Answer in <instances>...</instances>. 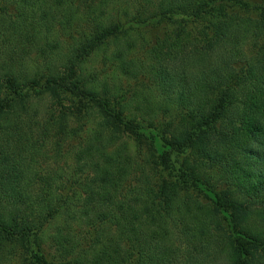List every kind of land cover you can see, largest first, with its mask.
Returning a JSON list of instances; mask_svg holds the SVG:
<instances>
[{"label": "trees", "instance_id": "trees-1", "mask_svg": "<svg viewBox=\"0 0 264 264\" xmlns=\"http://www.w3.org/2000/svg\"><path fill=\"white\" fill-rule=\"evenodd\" d=\"M3 1L14 4L10 17L0 16L6 39L13 31L12 41L27 36L36 48L50 25H70L76 13L73 0ZM111 1L96 3L91 34L31 82L41 86L45 78L42 89L61 105L68 98L96 119L73 152L85 176L82 198H58L44 217L61 220L49 243L57 261L37 231L44 223L30 222L28 211L38 206L25 157L18 158L24 138L10 130L29 94L22 72L5 65L14 97L0 90V264L18 251L29 253L31 264H213L206 257L217 239L225 241L230 264H258L264 258V42L253 54L246 47L264 38V0L258 19L229 10L234 0L221 6L218 0H152L154 10L127 9L120 16L106 12ZM7 6L0 3V12ZM150 31L156 32L152 44L140 45ZM112 44L109 60L136 90L113 91L107 80L85 74L87 59ZM130 102L134 114L126 110ZM170 111V119L159 114ZM138 152H144L139 162ZM163 171L176 178H159ZM76 228L88 239L80 240Z\"/></svg>", "mask_w": 264, "mask_h": 264}, {"label": "rangeland", "instance_id": "rangeland-1", "mask_svg": "<svg viewBox=\"0 0 264 264\" xmlns=\"http://www.w3.org/2000/svg\"><path fill=\"white\" fill-rule=\"evenodd\" d=\"M120 1V2H119ZM152 0H112L111 4H106V12H110L115 16L124 14L127 9L131 13H135L139 9H148V12L155 9L156 5H150ZM101 0H73L75 12L71 19V24L63 26L59 21L56 22L55 27L51 26V30H45L48 37L42 35V43L37 48L33 41L26 43L32 38L25 36V42L20 40L18 42L12 41L14 38L13 31L10 32V41L6 39V34L9 31L0 30V90L1 96H8L10 100L14 97V93L11 92L9 83L6 80V63L17 66L18 72H22V81L26 82L22 86L23 92L29 94V103L20 111L16 116V123L11 127V133L15 137L23 136L24 142L19 148L21 151L18 158L25 157L24 162L26 167V175L30 178L32 183V191L30 195L33 196L35 205L38 206L36 212L29 210L31 215L30 222L40 225L44 223L38 233L42 234L44 241V249L50 258V260L57 261L55 259V251L50 247L51 235L55 232L58 226L61 224L60 218H54L52 220H46L44 217L50 210V205L53 206L58 203V198L78 200L82 198V187L85 181V176L76 169L73 152L85 141V138L92 132L96 125V119L92 117L91 110L88 112L84 109L86 116L80 112L73 101L70 99L64 100V106L61 105L60 100L53 96L51 93L45 92L42 88L45 87V78L41 81L42 85L39 86L33 82L36 75L37 78L45 76L48 72L49 64L58 62L61 64L63 61L61 57L67 54L70 47L83 40L86 36L91 34L96 25L95 10L96 3ZM2 5L8 4L7 10L1 11L0 16L10 17L14 13V4L11 1L0 0ZM155 3V1L151 2ZM222 4H227L226 0H218ZM259 0H234L229 1L228 9L232 12H238L242 16L248 18L258 19L260 17L261 9L259 8ZM102 7V6H101ZM104 7V8H105ZM142 7V8H141ZM0 17V21H1ZM69 17V14H68ZM195 23V22H194ZM194 25V24H193ZM204 26V24H203ZM196 27L203 30V27L198 21ZM62 33L59 35V33ZM59 35V37H58ZM60 40L61 43L57 42ZM156 37V32L150 31L148 33L141 34L140 45L148 47L152 44V41ZM260 41L248 42L246 47L249 54L255 53L256 44H263L264 38H260ZM7 40V41H6ZM11 42V43H10ZM55 44L57 47L52 51L51 46ZM18 45H21L19 48ZM26 45V46H25ZM70 46V47H68ZM115 48V45H110L109 50L104 49L103 46L97 50L92 56H90L84 64L85 74H90L91 77H98L100 81L107 80L111 89L117 91L121 85L128 87L132 85L134 90L138 88L136 82L133 79H128L112 65L108 56ZM140 49V54L142 53ZM19 74V75H20ZM38 80V79H37ZM40 81V80H39ZM131 95V91L128 93V98ZM159 100V98H158ZM77 107V108H76ZM126 110L130 114L138 111L135 107V102L128 104ZM175 110V109H174ZM165 115L167 118H172V112L159 113ZM175 114V112H174ZM169 116V117H168ZM31 127V131L27 127ZM27 133V135L24 134ZM12 136L10 140L16 145ZM25 143V145H24ZM27 150V151H26ZM146 152L145 149H141ZM132 151L135 153L137 150L132 147ZM19 150H17V153ZM137 154L136 160L139 162L141 156ZM33 154L34 159L31 160ZM182 159L183 155H178ZM23 167V164H22ZM26 176V178H27ZM168 179H175V172L168 173L166 171L161 172L158 175ZM216 178L210 175L208 181L213 186L218 185ZM133 176L131 182L133 181ZM27 192L24 190V194ZM28 205V203H26ZM31 201H29V205ZM25 206V204H22ZM41 205V207H40ZM43 219V220H42ZM46 220V221H45ZM80 240L88 239V233L85 229L76 228ZM74 230V231H75ZM82 242V241H81ZM222 239L215 240L213 244L208 248L209 262L216 264H230L228 255L225 251H222V245L225 244ZM85 244L84 242H82ZM223 243V244H222ZM228 252V251H227ZM33 261L32 256L27 252L18 251L14 255H9L3 264H31ZM264 264V258H256V263Z\"/></svg>", "mask_w": 264, "mask_h": 264}]
</instances>
